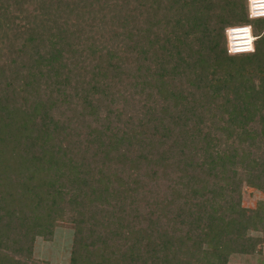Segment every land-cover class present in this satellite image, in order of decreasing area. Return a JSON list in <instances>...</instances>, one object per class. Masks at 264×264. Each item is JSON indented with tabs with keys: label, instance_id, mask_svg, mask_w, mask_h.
Segmentation results:
<instances>
[{
	"label": "trees",
	"instance_id": "1",
	"mask_svg": "<svg viewBox=\"0 0 264 264\" xmlns=\"http://www.w3.org/2000/svg\"><path fill=\"white\" fill-rule=\"evenodd\" d=\"M244 24L255 51L230 55ZM244 186L264 193L247 0H0V264H39L60 224L68 264L264 257Z\"/></svg>",
	"mask_w": 264,
	"mask_h": 264
},
{
	"label": "rangeland",
	"instance_id": "2",
	"mask_svg": "<svg viewBox=\"0 0 264 264\" xmlns=\"http://www.w3.org/2000/svg\"><path fill=\"white\" fill-rule=\"evenodd\" d=\"M226 29V28H225ZM226 37V36H225ZM226 40V39H225ZM228 53V52H227ZM259 200H264V193L260 190L244 186L242 189L241 203L244 207L254 208ZM60 226V227H59ZM65 230L62 235H56L52 241L38 242L35 246V258L39 264H68L71 252V242L73 238V230L70 226L60 224L57 228ZM63 228V229H62ZM262 255H264V247L262 248ZM15 259H20L15 256ZM43 260H41V259ZM228 264H264V257H251L249 255H232Z\"/></svg>",
	"mask_w": 264,
	"mask_h": 264
},
{
	"label": "clouds",
	"instance_id": "3",
	"mask_svg": "<svg viewBox=\"0 0 264 264\" xmlns=\"http://www.w3.org/2000/svg\"><path fill=\"white\" fill-rule=\"evenodd\" d=\"M252 11L251 17H264V0H251ZM229 35L234 37V41L239 43H233L229 50V54L240 53V52H254L253 41L259 39V37L252 35V26L247 25L237 29L229 31Z\"/></svg>",
	"mask_w": 264,
	"mask_h": 264
},
{
	"label": "built area",
	"instance_id": "4",
	"mask_svg": "<svg viewBox=\"0 0 264 264\" xmlns=\"http://www.w3.org/2000/svg\"><path fill=\"white\" fill-rule=\"evenodd\" d=\"M247 10H248V17L250 19H255L251 17V11H252V4H251V0H247ZM256 18H262V17H256ZM250 24H244V25H232V26H228L225 29V36H226V48H227V52L229 53L230 48L232 47L233 43H239V41H234V37L229 35V31L233 30V29H237L240 27H244ZM252 35L255 36L253 29H252ZM255 40L253 41V46H254ZM246 53H251V52H240V53H234L232 55H238V54H246Z\"/></svg>",
	"mask_w": 264,
	"mask_h": 264
},
{
	"label": "crops",
	"instance_id": "5",
	"mask_svg": "<svg viewBox=\"0 0 264 264\" xmlns=\"http://www.w3.org/2000/svg\"><path fill=\"white\" fill-rule=\"evenodd\" d=\"M59 227H60V226H59ZM59 227H58V228L56 227V229H55V233H54V236L59 235V234L62 235L63 232H65V230H64L65 228H64V229L62 228L63 230H61ZM38 240H39L40 242H41V241H42V242H47V241H45V240H43V239H40V238H39ZM38 240H36V242H35V246H36ZM35 250H36V249L34 248V251H35ZM34 255L36 256L35 253H34ZM40 259H41V258H40ZM41 260H43V259H41Z\"/></svg>",
	"mask_w": 264,
	"mask_h": 264
}]
</instances>
